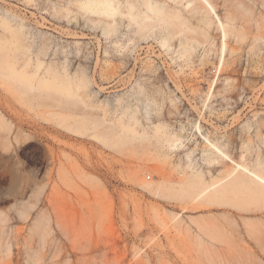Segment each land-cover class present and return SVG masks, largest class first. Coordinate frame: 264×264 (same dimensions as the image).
I'll use <instances>...</instances> for the list:
<instances>
[{
	"label": "rangeland",
	"instance_id": "374dc122",
	"mask_svg": "<svg viewBox=\"0 0 264 264\" xmlns=\"http://www.w3.org/2000/svg\"><path fill=\"white\" fill-rule=\"evenodd\" d=\"M84 1L0 0V37L3 22L21 32L20 65L87 83L74 103L0 75V116L22 131L9 145L0 139V264H264V199L194 202L157 188L180 180L173 167L194 148L204 178L223 177L231 163L207 164L201 135L234 161L264 160V0H207L214 11L203 0H130L136 14L162 4L198 33L211 22L212 45L190 54L179 39L193 32L162 47L164 24L139 33L125 0H114L116 30L105 34L100 20L111 19L83 12ZM133 115L148 138L121 130ZM157 124L183 125L188 140L167 150Z\"/></svg>",
	"mask_w": 264,
	"mask_h": 264
},
{
	"label": "bare ground",
	"instance_id": "6f19581e",
	"mask_svg": "<svg viewBox=\"0 0 264 264\" xmlns=\"http://www.w3.org/2000/svg\"><path fill=\"white\" fill-rule=\"evenodd\" d=\"M203 1L214 11L207 0ZM117 4H119V2H115L114 0H85L80 4V9L85 13L103 15L106 18H110V21L100 20L105 23V34H110L116 30L115 26L117 25L115 24V16L120 14ZM125 4L127 5V17L138 25L139 33L144 32L149 27L153 29L159 24H164L166 26L168 31L162 38V47L168 48L170 46L169 42L176 36H182L186 29L190 33L193 32L196 36L186 35L185 37H180L179 47L184 49L185 54H190L197 46L205 44L209 46L212 45L211 36L208 30H206L211 22L207 20H203L204 28L198 33L196 29H191L187 26V23L182 20L178 12L174 10L166 11L165 6L162 4L145 2L143 5L146 8V12L142 13V11L139 10L137 14L135 13L136 5L133 2L125 0ZM147 12H150L151 16L147 14ZM153 19L156 20V24L152 25L146 22V20ZM218 24L219 26H217V28L222 30L225 41L228 33L227 28L219 18ZM3 27L9 30V36L4 35L0 37V75L7 78L9 83L25 92L37 91L41 95H45L54 100H73L74 103L82 99L80 91L87 85L84 80L78 79L77 77L69 78L66 75L61 76L54 70H47L44 75L41 76L40 64H37L33 69H31L28 64L20 65L15 56L25 48L21 39V32L18 29L10 28L6 22H3ZM170 27L173 30H169ZM225 50L226 44L224 42L220 49V54H222L220 57L221 67L225 62ZM64 105L65 107L63 106L62 109H71L67 104ZM138 122V118L133 115L125 126L123 123L121 124V130L128 133L131 138H148L146 132L140 134L133 128ZM94 124L97 126L98 122L96 121ZM154 126V135L157 142L167 150L174 151V149L176 150L182 147L183 143L188 140L184 136L183 125L180 126L178 132L168 131L166 124H157ZM194 126L195 130L201 135L200 126L196 124ZM0 130H2L0 139H2L6 145H9L13 140L19 141L21 139L22 131L20 126L9 119H5L4 116H0ZM76 130H81V126ZM201 136L204 141L202 155L205 156L204 161L207 164L210 165L224 160L231 163V165H229L230 168H226L225 173H222L223 177L220 179L210 178V180H206L203 172L196 168L194 159L196 156L193 157V153L195 152L194 148L185 154L186 162L183 163L184 165L179 163V165L173 167L177 171L182 170L183 176L180 180L178 179L179 181L176 183L163 180V182L158 184V190L161 193L188 197L194 202H222L221 200L223 197H226V195L236 193H245L251 195L255 199H264V160L261 158L262 156L260 157V154H258V158L256 157L257 159L255 160L256 163L254 161L253 165L249 166V163V165L246 164L247 162L244 163V155H241L242 157L240 158L242 159L238 160L239 162L234 161L216 142L208 137ZM101 137L103 140L107 141L110 139V134H103ZM119 141H125V139L122 138L119 139ZM246 148L248 147L246 146Z\"/></svg>",
	"mask_w": 264,
	"mask_h": 264
}]
</instances>
